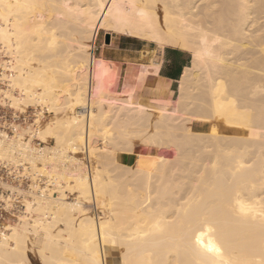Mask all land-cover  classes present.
<instances>
[{
  "label": "bare ground",
  "instance_id": "obj_1",
  "mask_svg": "<svg viewBox=\"0 0 264 264\" xmlns=\"http://www.w3.org/2000/svg\"><path fill=\"white\" fill-rule=\"evenodd\" d=\"M101 33L189 52L176 96L160 84L145 98L159 65L123 70L96 55ZM35 41L40 69L26 59ZM0 44L9 55L0 94L12 107L34 97L73 112L63 129L48 126L55 147L32 145L45 140L39 130L27 140L0 129L4 168L29 171L22 157L39 177L23 197L21 228L0 229V264H32L30 253L42 264H264V0H0ZM61 73L67 83L53 86ZM34 84L41 90L26 92ZM136 145L145 153L121 163ZM9 188L4 209L21 192ZM39 230L41 251L28 235Z\"/></svg>",
  "mask_w": 264,
  "mask_h": 264
},
{
  "label": "rangeland",
  "instance_id": "obj_2",
  "mask_svg": "<svg viewBox=\"0 0 264 264\" xmlns=\"http://www.w3.org/2000/svg\"><path fill=\"white\" fill-rule=\"evenodd\" d=\"M106 37L107 34L104 36V33H101L98 41L96 42L95 45V53L96 55H103L105 54L108 58H118L123 61H121V65L123 70L126 69L129 66L130 69L136 68L139 66V64L144 63L147 59V57H151L152 54L146 53L145 51H138L139 48H141L142 44H132L129 43V45L125 42V37H114V39L111 38L110 36V41L111 43L107 44L106 43ZM104 45V46H103ZM106 45V46H105ZM41 45L38 42H32V46L29 47L26 51V59L27 60H32V58L35 57V60L33 59L32 65L35 66L36 69H40L41 67V59L42 56L44 55V52L40 49ZM122 48H128L129 51H125ZM8 51L5 50L2 44H0V65L8 60L6 54ZM25 54V55H26ZM154 54L153 57L154 58ZM125 58V60H124ZM127 61V62H126ZM68 65V64H67ZM29 66V65H28ZM72 66V64L68 65ZM147 67V65H140L137 67L139 70H144ZM0 72H1V66H0ZM40 71H37L39 73ZM40 81L45 80V76L43 74H40L37 76ZM146 83V81H144ZM60 83H63L64 85L67 83V77L61 73L57 74L56 78H54L52 85L53 86H58ZM41 84V83H40ZM30 89L27 90L26 92L28 93H35L36 91H40L41 87L37 85H30ZM3 90H8L7 84L0 83V92ZM10 90H13L17 96H19L20 88H10ZM145 97V96H144ZM149 98V97H145ZM150 99H155L153 97H150ZM11 100L9 98H6L5 96H1L0 94V129L4 131L8 136L13 137L17 133H23L25 134V139L29 140L31 138V135H34L35 130H39L44 133L45 140L39 139L37 136L32 138V145L37 147V148H44V147H55L57 146L56 140L54 139L53 134H50L48 126L53 124L54 122H58L59 126H61L62 122H66L69 120L71 114L73 113L67 105H64V107L58 111L55 112L53 110L49 111L46 106H42L36 103V99L34 97H27L25 102H22L18 106H11L13 102H10ZM78 111H81V109H78ZM110 122V120H109ZM57 126V129H60V127ZM113 128V125H110ZM62 127V126H61ZM48 128V129H47ZM110 128V127H108ZM63 129V127L61 128ZM111 129V128H110ZM55 130V129H54ZM32 131V132H31ZM194 131L198 132H209V128L206 126L204 128H201L199 126H194ZM53 130L51 131V133ZM31 134V135H30ZM32 135V136H33ZM101 141L99 142V144ZM66 143H64L65 145ZM47 145V146H46ZM63 145V146H64ZM67 146V145H66ZM64 146V147H66ZM136 150L138 153L144 154V148L141 145H136L135 146ZM143 148V149H142ZM140 149V150H139ZM80 154H76L80 159H83L86 164H88V158L86 151H81L79 152ZM17 160L22 161L21 164L24 163L25 167H28L29 171L23 172L22 174H14L11 173L10 171H7V168H4L5 166L1 164L0 162V195L3 196H9L12 195V191L10 190L9 187H14L17 190L21 191L19 194L16 193L14 195V200L12 202V206L8 207L7 209H4L3 207L0 206V229H2L5 225H13L21 228L20 224V219L19 216L23 213L25 210V207L23 206V200H24V195H28L29 192L33 191L31 190V186L33 185V182L35 183L36 180H39V177L37 174L34 173V167L33 163L30 161L18 157L16 158ZM136 161H133L130 165H133ZM40 163V162H39ZM20 170H23L22 166H19ZM22 168V169H21ZM19 170V171H20ZM18 172V171H16ZM23 176V177H22ZM48 180H45L43 182H39L38 184L40 187L44 188L45 182ZM50 190H47V195H52L54 197H58L60 191L58 190L56 184H50ZM37 192V191H35ZM40 195V194H38ZM47 195L45 197H42L43 200H47ZM76 193L67 191L66 195L64 196L67 201H73L76 198ZM1 199V198H0ZM2 203H0L1 205ZM96 206L94 203H91L88 207V212L91 211L89 214L91 215H96L97 214V209H95ZM35 216V214H34ZM33 216V217H34ZM35 219V217H34ZM32 220V219H31ZM10 232V229H8ZM30 239L33 242V245L38 248L39 251L43 250L47 243V239L43 236L42 231H37L36 235L33 233L28 234ZM30 259L32 264H42L40 260L37 259V257L33 254L30 253ZM33 260V261H32Z\"/></svg>",
  "mask_w": 264,
  "mask_h": 264
},
{
  "label": "crops",
  "instance_id": "obj_3",
  "mask_svg": "<svg viewBox=\"0 0 264 264\" xmlns=\"http://www.w3.org/2000/svg\"><path fill=\"white\" fill-rule=\"evenodd\" d=\"M125 37V36H121ZM114 39V38H112ZM125 42L129 45V43L132 44H142L141 48H139L138 51H145L146 53L152 54L151 57H147L146 61L144 63L139 64L140 65H147L146 68L150 67V65L155 64L159 65L158 68V74L157 75H151L149 78L146 79V84L143 87V96L145 97H153L156 99L157 95L156 93L159 91V86H165L169 87L166 93V97L174 98L176 96V90L175 85L180 76L182 75L184 69L188 67L191 64L192 61V55L184 50L173 48V47H164L162 50L155 52L153 46H149L144 41H139L136 39H131L129 37H125ZM125 51H129L128 48H122ZM162 51V53H161ZM153 54L155 55L154 58ZM104 57H107L105 54H103ZM108 58V57H107ZM111 60H117L119 62L123 61L118 58H109ZM122 63V62H121ZM158 63V64H157ZM137 66V67H139ZM136 67V68H137ZM156 88V90L153 91V88ZM135 154L128 155L125 159L121 158L120 156V162L125 163L126 165H130L135 160V157L137 156V150L135 148Z\"/></svg>",
  "mask_w": 264,
  "mask_h": 264
},
{
  "label": "water",
  "instance_id": "obj_4",
  "mask_svg": "<svg viewBox=\"0 0 264 264\" xmlns=\"http://www.w3.org/2000/svg\"><path fill=\"white\" fill-rule=\"evenodd\" d=\"M106 43L109 44L110 43V35L108 34L106 37Z\"/></svg>",
  "mask_w": 264,
  "mask_h": 264
},
{
  "label": "built area",
  "instance_id": "obj_5",
  "mask_svg": "<svg viewBox=\"0 0 264 264\" xmlns=\"http://www.w3.org/2000/svg\"><path fill=\"white\" fill-rule=\"evenodd\" d=\"M1 203V202H0Z\"/></svg>",
  "mask_w": 264,
  "mask_h": 264
}]
</instances>
